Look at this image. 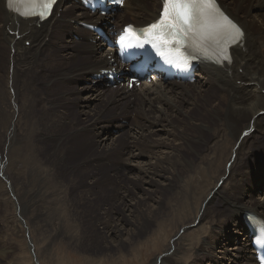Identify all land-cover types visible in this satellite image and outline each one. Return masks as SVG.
Instances as JSON below:
<instances>
[{
    "label": "bare ground",
    "instance_id": "1",
    "mask_svg": "<svg viewBox=\"0 0 264 264\" xmlns=\"http://www.w3.org/2000/svg\"><path fill=\"white\" fill-rule=\"evenodd\" d=\"M216 4L244 33L229 49L231 63L217 64L189 48L199 58L193 83L158 79L110 90L105 79L93 76L109 69L113 51H101L96 33L84 24L148 26L159 19L162 0H126L109 19L91 14L78 0H56L45 21L25 18L0 0V194L15 218H27L37 233L65 229L68 213L49 218L55 207L41 199L49 194L45 186L59 184L61 169L68 167L71 188H54L58 196L65 193L74 218H79L75 188L83 189L78 196L83 200L97 199L99 185L113 186L114 193L102 199L103 217L94 222L102 225L101 233L88 242L104 252L127 248L121 264L145 262L146 242L158 250L151 264H257L244 224L251 220L246 212L264 221V0ZM71 88L74 99L63 105ZM128 117H137L135 125L122 123ZM66 127L69 133L55 131ZM47 144L83 151L48 154L45 161L42 153L55 151ZM78 170H87L83 178ZM26 239L22 259L14 245L2 248L0 258L11 253V261L35 264L33 239ZM88 256L107 255L90 249Z\"/></svg>",
    "mask_w": 264,
    "mask_h": 264
},
{
    "label": "rangeland",
    "instance_id": "2",
    "mask_svg": "<svg viewBox=\"0 0 264 264\" xmlns=\"http://www.w3.org/2000/svg\"><path fill=\"white\" fill-rule=\"evenodd\" d=\"M118 19H120V15H119ZM127 19L133 20V18H131L129 16H128ZM73 39L78 41L79 38L78 37H75V38L73 37ZM43 40H45V43H48V38L47 39L44 38ZM26 46H28V44H26ZM70 66H68V67H70ZM23 76H27V75L22 74L21 77H23ZM112 90H114V89H112ZM61 91H63V90H61ZM65 92L70 93L71 96L68 99H65L66 101L64 103L61 101L63 103V105L69 104L70 101H73L74 94H72V93L75 92V89L71 88V90H66ZM90 94L93 95L94 93H90ZM107 101H109V100H107ZM134 102H136V106H138L139 99L137 101H134ZM114 105L115 104L108 105V108L112 109V107ZM101 108L102 107L97 108L96 109L97 112H101V110H102ZM36 112H37V110H36ZM134 112H136V111H134ZM136 113H137V115H139L138 112H136ZM107 116H111V112L106 113L105 117H107ZM136 119H137V117H136ZM134 121H132V118L128 117V118H126V121H123L122 123L125 126H127L128 124L131 123L130 124V127H131V126L135 125V123H133ZM38 126H39V128L41 127L40 125H38ZM70 129H72V128L71 127L56 128L55 131H57L59 134L60 133H65L66 134V133H69ZM112 134H114V133H112ZM112 134H110V135H112ZM118 135H119V137H124V133L123 132L119 133ZM38 145H39V147L40 146L42 147L41 143H38ZM71 145L72 144H70V146H66L64 148H61V147L57 148V147H54L53 145L47 144L46 148H48L49 150L55 149V151L54 152L53 151H51V152L46 151L45 153H42V156H44L45 157L44 160L47 161V157L45 155H48V154L49 155H53V154L56 153V154H60V155L65 156V157H70V155H72L74 152H82L83 151V150L81 151L80 149H78L77 146L76 147H71ZM187 159H189V156H188ZM49 164L50 163H48L47 165H49ZM72 167H73V165H72ZM67 169L69 170L68 167H67ZM67 169L66 168H62L61 169L62 177H60V179H59V180H61L59 182V184L52 183V185L50 186V183H49V185L45 186L46 187V191L50 195L52 193H54V192L55 193L53 195H51V196L49 194H47L46 196H43L42 199H41V200H43V203L45 202L46 206H48V204H49V207L52 208V205L55 207L52 210V212L55 211V210H59V211L61 210L62 211L64 208L68 209L64 213L60 212L61 214L60 213L57 214L55 212L52 213L51 211L45 212L46 215L44 214V216L46 218V217H48V213L51 212L52 214L51 213L50 214L52 216L49 214V216H50L49 218H53L54 219V217L57 218L60 215H61V217H63L64 215H66L68 213L64 218L67 219V220L70 219L69 220L70 222L68 221L69 223H67V225L65 226V229L59 230L58 227H56V228H54V227L51 228L50 227V228H47V229H41L40 228V232L37 233L36 231L33 230L34 227L30 224V222H28L29 220H27V218L24 217V218H22L21 221L18 220L19 217H18V219L15 218L16 217V211L13 210L14 208L8 203L7 199H3L4 197L0 194V202H1L0 206L3 207V208L0 207V250L2 248H6L8 245H14L15 248L17 249V253H15V255H17L18 258L22 259L24 254L21 251L22 250L21 248H23L24 242L27 241L26 238L31 237L33 239L34 247L32 248L33 250H32V253H30V257H31V260H33V262H35V264H52V260L53 261L54 260L57 261L58 264H89L88 260L91 263H93V264H118V263L121 264L119 262V258L121 256V254H123V255L127 254V252H128L127 248H123L121 252L119 250H116V249H113V250H111L109 252H104L103 249H101L102 247L90 246L89 242H88L89 238H91L93 236H96V235H99L101 233L100 231L102 230V225L98 224L97 222L96 223H94V222L96 220H98L100 217L101 218L103 217L105 211H104V201L102 199L105 197L104 195L106 193H111V194L114 193L113 189H112L113 186L108 185V183L99 185L100 187L98 188L97 199L92 198V197H94V196H92V197H88V198H92V199L83 198V200H82V198L78 197L79 196V192L83 195L84 192L83 193L81 192L83 189L81 190L80 186L75 188L74 189V192H75L74 200H75V202H77V211H78V217L79 218H77V217L74 218L68 212V211H70L69 206H70L71 203L66 200V198L64 196L65 193L63 195L61 194V195L58 196V193L56 192V190L54 188V186H58L59 187V185H60V187L63 186L61 188V190L64 189V187H65V190L71 188V186H70L71 184L70 183H73V181L71 179V176L66 171ZM77 169H79V168H77ZM221 170H219V172H221ZM85 172H87V170H83L82 172L79 171L78 174H77L78 178H81L82 174L85 173ZM181 172H183V170ZM83 182L85 183V182H87V180H84ZM52 186H53V188H52ZM205 186L206 185L203 184V187H205ZM49 187H51V188L49 189ZM1 189H0V191H1ZM243 190H245V188ZM118 193H119V191H118ZM240 193H242V191ZM26 197H27V195L21 197L19 202L21 201V199L26 200L25 199ZM49 199L50 200L52 199V200L50 201ZM4 200L7 202V204H5L6 202ZM90 200L94 201V203H95L94 208L92 207V204H91ZM61 201H63V202H61ZM72 201H73V199H72ZM1 204H3V205H1ZM8 204L10 205V207H9ZM55 204H56V206H55ZM73 204H75V203L73 202ZM57 207H58V209H57ZM56 215H57V217H56ZM70 216L72 218H69ZM49 218H48V220H49ZM77 221H79V222H77ZM21 223L22 224L24 223L25 225L24 224L22 225ZM28 225H29V227H28ZM153 227L154 226H151L147 230V232L144 235L145 237H146V234L148 236H150L151 231H153V229H154ZM16 230H18V235L14 234V232ZM143 237L141 238L142 240H144V238H145V237L144 238ZM150 243L146 242L147 247H146V249H145V251L143 252V255H142V257H144V258H142V260H144L145 262H141L137 258L134 261H131L129 264H141V263L142 264H151L150 260L155 256V254L158 253V250H156V251L155 250H151L152 246H151ZM44 249H47V251H45L46 252V256L42 255V250H44ZM90 249L91 250L92 249H94V250L96 249L97 252L102 253L103 255H107V256L91 259L88 256V255H90ZM38 254H40V255H38ZM7 255L8 256L6 258H4V257L2 259L0 258V264H12L13 262H16L18 264H26L25 263L26 260L28 261V263H30L29 259H26L23 262H18V261H13V260L11 261V257H12L11 253L10 254L7 253ZM35 257H37V258H35ZM37 259H38V261H37ZM4 261L6 263H4ZM53 264H54V262H53Z\"/></svg>",
    "mask_w": 264,
    "mask_h": 264
},
{
    "label": "snow or ice",
    "instance_id": "3",
    "mask_svg": "<svg viewBox=\"0 0 264 264\" xmlns=\"http://www.w3.org/2000/svg\"><path fill=\"white\" fill-rule=\"evenodd\" d=\"M122 4L123 0H116ZM56 0H8L9 10L29 18L43 20L50 14ZM244 33L218 7L216 0H162L159 19L149 25L142 37L164 48L176 45L175 51L189 45L205 59L217 64L231 63L229 49L243 40ZM129 26L119 43L140 39ZM163 54V52H161Z\"/></svg>",
    "mask_w": 264,
    "mask_h": 264
}]
</instances>
